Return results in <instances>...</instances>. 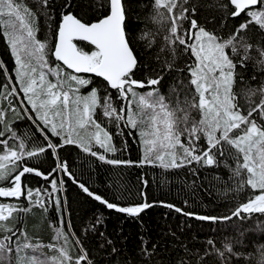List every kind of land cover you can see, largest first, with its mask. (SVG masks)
<instances>
[{
	"label": "snow or ice",
	"instance_id": "obj_1",
	"mask_svg": "<svg viewBox=\"0 0 264 264\" xmlns=\"http://www.w3.org/2000/svg\"><path fill=\"white\" fill-rule=\"evenodd\" d=\"M0 47V264H264V0H0Z\"/></svg>",
	"mask_w": 264,
	"mask_h": 264
},
{
	"label": "trees",
	"instance_id": "obj_2",
	"mask_svg": "<svg viewBox=\"0 0 264 264\" xmlns=\"http://www.w3.org/2000/svg\"><path fill=\"white\" fill-rule=\"evenodd\" d=\"M0 59H6V57L3 56L2 47H0ZM130 157L135 160L138 158V151L136 149V146H132L131 153H125V157ZM144 170L138 169V168H129L124 170L123 173V182L126 183L129 187L132 188L133 197L135 198L136 195V187L137 185V176L142 175ZM98 175L96 176V183L103 186L109 182L115 183L118 177L117 172L112 170L110 166H103L98 169ZM152 178V173L149 172V179ZM157 178L158 177V170H157ZM75 191L73 188L70 192V196ZM149 195L150 197H159L161 199L165 198V191L161 188H158L157 186H151L149 188ZM166 209L162 208H155L152 210H149L148 215L144 217L146 225L150 226L152 229H156L158 226H163V220H162V213L165 212ZM119 227V222L116 220L115 216L112 217V220L109 223L110 230L113 228ZM126 234H129L130 238L128 241V248L132 249L135 245L139 243L138 236L136 233L139 231L138 225L133 224H125L124 225Z\"/></svg>",
	"mask_w": 264,
	"mask_h": 264
}]
</instances>
